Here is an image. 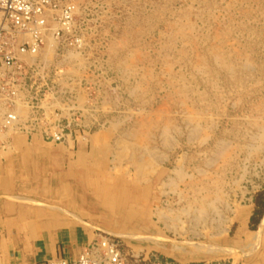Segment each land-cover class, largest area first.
<instances>
[{
	"label": "rangeland",
	"instance_id": "obj_1",
	"mask_svg": "<svg viewBox=\"0 0 264 264\" xmlns=\"http://www.w3.org/2000/svg\"><path fill=\"white\" fill-rule=\"evenodd\" d=\"M68 2L71 19L1 69L0 156L39 136L90 164L94 238L133 260L248 264L250 205L251 230L264 209V0Z\"/></svg>",
	"mask_w": 264,
	"mask_h": 264
},
{
	"label": "crops",
	"instance_id": "obj_2",
	"mask_svg": "<svg viewBox=\"0 0 264 264\" xmlns=\"http://www.w3.org/2000/svg\"><path fill=\"white\" fill-rule=\"evenodd\" d=\"M15 147L0 156V264L73 260L104 222L89 196L90 164L79 168L65 146L49 147L39 136L20 138ZM255 207L246 226L258 251L248 264H264V209L256 229L249 227Z\"/></svg>",
	"mask_w": 264,
	"mask_h": 264
},
{
	"label": "built area",
	"instance_id": "obj_3",
	"mask_svg": "<svg viewBox=\"0 0 264 264\" xmlns=\"http://www.w3.org/2000/svg\"><path fill=\"white\" fill-rule=\"evenodd\" d=\"M68 0H0V74L20 62L18 54L36 53L46 44L51 24L71 19ZM1 117V113H0ZM12 118V116H9ZM10 123V122H9ZM48 264H177L175 262L130 258L120 240L102 235L85 245L73 260ZM201 264H226L220 261Z\"/></svg>",
	"mask_w": 264,
	"mask_h": 264
}]
</instances>
